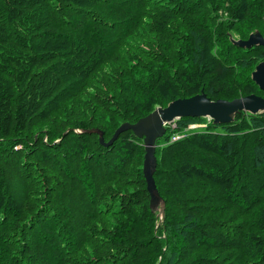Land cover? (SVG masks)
<instances>
[{"label":"trees","instance_id":"trees-1","mask_svg":"<svg viewBox=\"0 0 264 264\" xmlns=\"http://www.w3.org/2000/svg\"><path fill=\"white\" fill-rule=\"evenodd\" d=\"M263 19L264 0H0V264H264V114L165 126L159 224L142 139L91 131L256 93L264 48L229 34Z\"/></svg>","mask_w":264,"mask_h":264},{"label":"water","instance_id":"water-1","mask_svg":"<svg viewBox=\"0 0 264 264\" xmlns=\"http://www.w3.org/2000/svg\"><path fill=\"white\" fill-rule=\"evenodd\" d=\"M230 40L233 45L240 48L254 46L264 48V35L258 30L251 32L247 39H234L230 36ZM250 77L259 90L264 92V61L259 62L255 66ZM239 112L249 114L264 113V96L251 93L231 100L221 98L212 100L201 90L200 93L190 97L174 99L164 107L158 106L134 123H122L114 131L107 143L104 142L101 131L96 129L91 131L99 135V142L104 145L111 144L122 132L127 130H130L136 137L142 139L144 149L142 173L150 196L149 206L151 210L154 211V207H157L158 203L161 204L160 217L158 218L159 224L165 216V202L155 186L153 174L156 168V141L164 135L166 131L165 126L183 117L206 118L212 121L213 124H226L233 122Z\"/></svg>","mask_w":264,"mask_h":264},{"label":"flooded vegetation","instance_id":"flooded-vegetation-1","mask_svg":"<svg viewBox=\"0 0 264 264\" xmlns=\"http://www.w3.org/2000/svg\"><path fill=\"white\" fill-rule=\"evenodd\" d=\"M263 21H264V19H263ZM260 33L262 35H264V33H262V32H260ZM259 57H260V60H257V59H259ZM261 61H264V52L263 53H257L255 51H253V70L255 69V66ZM257 89L259 90L258 86L253 81V90H255L256 93H257ZM259 91H261V90H259ZM256 93L253 92V94H255V95L264 96V92L263 91L261 92V94H258V93L256 94ZM259 114H264V113H256V114H253V116H256V115H259Z\"/></svg>","mask_w":264,"mask_h":264},{"label":"rangeland","instance_id":"rangeland-1","mask_svg":"<svg viewBox=\"0 0 264 264\" xmlns=\"http://www.w3.org/2000/svg\"><path fill=\"white\" fill-rule=\"evenodd\" d=\"M229 37H230V34H229ZM231 37H232V35H231ZM170 125L173 128L175 127V123H171ZM192 125H194V124H190L189 126H192ZM176 137H180V136H175V137H173V139H175ZM160 207H161V204L160 203H158L157 207H154V212L157 214L158 218L160 217V215H159V213H160Z\"/></svg>","mask_w":264,"mask_h":264},{"label":"built area","instance_id":"built-area-1","mask_svg":"<svg viewBox=\"0 0 264 264\" xmlns=\"http://www.w3.org/2000/svg\"><path fill=\"white\" fill-rule=\"evenodd\" d=\"M195 126L194 125H192V126H190L189 128H194ZM177 138V137H176Z\"/></svg>","mask_w":264,"mask_h":264}]
</instances>
